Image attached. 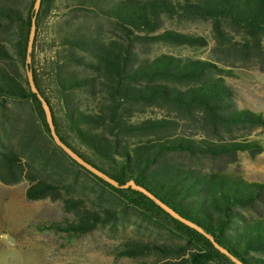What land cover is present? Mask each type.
<instances>
[{
	"label": "trees",
	"instance_id": "trees-1",
	"mask_svg": "<svg viewBox=\"0 0 264 264\" xmlns=\"http://www.w3.org/2000/svg\"><path fill=\"white\" fill-rule=\"evenodd\" d=\"M52 15L51 56L41 67L38 39ZM172 21L207 23L210 37L164 28ZM211 42L204 59L152 50H201ZM29 71L60 140L120 187L54 142ZM244 71L264 75V0H42L38 12L36 0H0V182L27 181L30 201L61 200L74 218L49 230L84 235L121 219L114 208L100 213L85 205L110 195L124 214L133 210L154 223L165 219L178 239L127 242L121 257L235 264L210 236L242 263L264 264V182L228 169L241 153L251 160L264 153V114L242 108L228 81ZM130 181L201 231L146 194L122 188ZM84 188L90 190L85 196H72Z\"/></svg>",
	"mask_w": 264,
	"mask_h": 264
},
{
	"label": "rangeland",
	"instance_id": "rangeland-1",
	"mask_svg": "<svg viewBox=\"0 0 264 264\" xmlns=\"http://www.w3.org/2000/svg\"><path fill=\"white\" fill-rule=\"evenodd\" d=\"M55 17L49 16L40 31L37 61L41 67L45 58L51 56L50 31ZM164 28L210 37V26L207 23L178 25L172 21L167 22ZM212 45L211 42L208 48L201 50L155 45L152 50L155 53L173 52L204 59L209 56ZM228 81L236 90L242 108L264 114L263 74L252 71L246 75L244 71L240 78ZM56 112L59 119L64 121L59 104L56 105ZM260 132L264 139V130ZM232 168L239 170L249 181L264 182V153L255 160L241 153L239 163L228 169L231 171ZM28 186L27 181L16 185L0 182V264H159L161 259L154 255L129 258L121 257L118 253L127 242L136 240L157 243H174L178 240L172 235L171 226L165 219L154 223L133 210H127L124 214L122 203L110 195L96 203L87 201L85 205L100 213L106 207L114 208L122 215L121 219L101 224L84 235L71 236L49 230L46 226L70 222L74 215L65 209L61 200H28ZM89 191L84 188V191L75 192L72 196H85Z\"/></svg>",
	"mask_w": 264,
	"mask_h": 264
},
{
	"label": "water",
	"instance_id": "water-1",
	"mask_svg": "<svg viewBox=\"0 0 264 264\" xmlns=\"http://www.w3.org/2000/svg\"><path fill=\"white\" fill-rule=\"evenodd\" d=\"M41 1L42 0H36V12H38V10L40 9ZM36 29H37V27H36V17H35L33 19V21H32V29H31V33H30V40H29L28 48H27L28 62L29 63H31V61H32V59H31V57L29 55L31 54V52L33 50L34 40H35V36H36ZM28 81H29L31 90L34 93L37 94L38 98L40 99V101L43 104L44 109L47 112V122H48L49 128L51 130V134H52V138H53L54 142L60 148H62L71 158H73L77 163H79L81 166L85 167L87 170H89L93 174L104 178L107 182H109L113 186L120 187L119 183L116 180H114L113 178H111L110 176H108L107 174H105L104 172H102L101 170H99L98 168H96L95 166H93L92 164L87 162L86 160H84L72 148H70L68 145H66L64 142H62L60 140V138L58 136V133L56 131L55 125H54L51 108H50L48 102L46 101V99L41 95V93L39 92L38 88L36 87L32 71L28 72ZM129 187L146 194L148 197L153 199L162 209H164L167 213H169L175 219L179 220L180 222L186 224L187 226H189L191 228H194V229H196L198 231H201L198 226H196L192 222L186 220L185 218L181 217L172 208H170L168 205H166L165 203H163L162 201L157 199L154 195H152L145 188L137 185L134 181H130L126 185L122 186V188H129ZM208 237L211 240V242L214 244V246L219 251H221L223 254L227 255L235 264H244L239 259H237L235 256H233L228 250H226L224 247L220 246L212 237H210V236H208Z\"/></svg>",
	"mask_w": 264,
	"mask_h": 264
}]
</instances>
